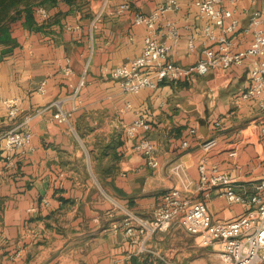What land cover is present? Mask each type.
<instances>
[{
    "label": "crops",
    "instance_id": "obj_1",
    "mask_svg": "<svg viewBox=\"0 0 264 264\" xmlns=\"http://www.w3.org/2000/svg\"><path fill=\"white\" fill-rule=\"evenodd\" d=\"M122 1L76 5L57 0L43 7L45 17L34 8L32 26H23L22 18L10 25L16 44L0 56V264H214L216 247L200 246L176 225L151 235L148 251L140 252L124 236L123 219L152 216L163 193L178 185L169 171L175 162L192 181L187 194L203 199L220 221L245 207L228 202L220 187L204 197L197 189L198 159L227 172L233 190L242 194L253 193L264 176V141L258 132L264 109L238 98L249 83L248 62L123 92L109 70L140 52L145 29L132 16L164 0H129V8L117 13ZM177 1L178 11L160 20L158 36L165 22L173 21L178 37L168 58L188 66L201 57V27L207 20L193 0ZM234 8L238 27L230 34L231 50L238 51L249 45L251 21L264 14V0H239ZM189 39L192 50L186 46ZM41 82L44 91L37 92ZM4 99L16 100L15 116L7 114ZM57 99L70 112L73 130L53 118ZM139 115L149 122L155 168L123 131ZM190 127L195 134L188 133ZM12 128L30 132L20 149L3 145L2 134ZM209 137L217 143L204 154L198 143ZM18 248L21 254L13 256Z\"/></svg>",
    "mask_w": 264,
    "mask_h": 264
},
{
    "label": "built area",
    "instance_id": "obj_2",
    "mask_svg": "<svg viewBox=\"0 0 264 264\" xmlns=\"http://www.w3.org/2000/svg\"><path fill=\"white\" fill-rule=\"evenodd\" d=\"M238 1L228 0L227 7L223 0H193L198 15L206 19L207 23L201 27V57L188 66L177 64L168 58V52L178 37L174 22L166 21L164 32L158 36L160 20L165 14L178 11L177 0H164L148 13H134L132 22L145 29L140 52L110 68L109 76L117 80L123 92L134 94L143 88L155 89L166 79L191 80L196 75L206 74L210 68L225 70L231 66H241L247 61L249 83L239 92L238 98L252 100L259 108L264 109V14L256 13L251 21L249 45L245 49L232 51L230 34L238 27V19L234 15V6ZM129 6V0H123L116 12L121 13ZM36 12L42 17L46 15V10L41 6L36 7ZM186 46L188 50H192L193 41L189 39ZM64 72L69 74L71 70L65 66ZM36 91H44V82L39 84ZM2 104L9 116L17 114L15 99H4ZM52 105L55 108L53 118L73 130L71 114L62 108V101L54 100ZM213 124L217 125L218 122L213 121ZM148 129L149 122L144 115L137 116L123 126L125 136L134 140V150L143 156L149 167L155 168L158 160L155 147L146 135ZM258 132L264 141V122L259 125ZM188 133L195 134L196 128H188ZM1 137L6 149H20L29 141L30 132L28 129L12 128ZM216 143L215 137H209L198 145L205 154ZM181 145L186 146L187 141L183 140ZM234 154V151L230 152V155ZM196 169L197 189L204 197L208 196L210 189L220 187L228 202L244 205L243 212L228 220L213 219L203 199L196 200L187 194L192 181L182 164L175 162L169 167V171L178 185L163 193L151 217L126 214L122 224L124 236L137 244L138 251H148L146 240L151 235L176 225L194 235L200 246L216 247L222 264H264V176L256 182L253 193L242 194L233 190L234 179L227 172L220 170L215 164H207L204 157L198 159ZM20 254L21 249L18 248L13 256Z\"/></svg>",
    "mask_w": 264,
    "mask_h": 264
},
{
    "label": "trees",
    "instance_id": "obj_3",
    "mask_svg": "<svg viewBox=\"0 0 264 264\" xmlns=\"http://www.w3.org/2000/svg\"><path fill=\"white\" fill-rule=\"evenodd\" d=\"M67 3L73 0H63ZM30 0H0V56L9 52L16 41L10 34L11 23L23 19L22 25L30 27L34 23L33 11L36 7L54 5L57 0H39L29 4ZM23 5V6H21Z\"/></svg>",
    "mask_w": 264,
    "mask_h": 264
},
{
    "label": "rangeland",
    "instance_id": "obj_4",
    "mask_svg": "<svg viewBox=\"0 0 264 264\" xmlns=\"http://www.w3.org/2000/svg\"><path fill=\"white\" fill-rule=\"evenodd\" d=\"M38 1L39 0H30L29 4H32L33 2H38ZM73 1H74V4H76V5H83L86 2H88L89 0H73ZM21 6H23V5H21ZM214 264H222L217 255H216V258L214 260Z\"/></svg>",
    "mask_w": 264,
    "mask_h": 264
}]
</instances>
